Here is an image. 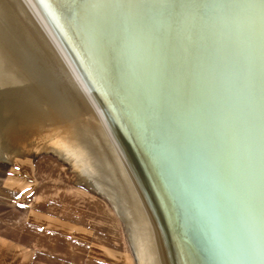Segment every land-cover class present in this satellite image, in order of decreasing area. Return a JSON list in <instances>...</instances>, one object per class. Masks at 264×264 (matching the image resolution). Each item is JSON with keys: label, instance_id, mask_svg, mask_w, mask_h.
Returning <instances> with one entry per match:
<instances>
[{"label": "bare ground", "instance_id": "1", "mask_svg": "<svg viewBox=\"0 0 264 264\" xmlns=\"http://www.w3.org/2000/svg\"><path fill=\"white\" fill-rule=\"evenodd\" d=\"M0 22V160L70 164L135 264H264V0H0Z\"/></svg>", "mask_w": 264, "mask_h": 264}, {"label": "rangeland", "instance_id": "2", "mask_svg": "<svg viewBox=\"0 0 264 264\" xmlns=\"http://www.w3.org/2000/svg\"><path fill=\"white\" fill-rule=\"evenodd\" d=\"M16 6L21 8L18 1ZM1 30L2 23L0 35ZM1 45H5L2 36ZM1 53L0 58H10ZM29 150L24 155L18 154L13 161L0 160V224L7 221L13 225L1 231L11 242L6 250L4 242L0 253H37L36 264H47L48 260L52 264H135L127 227L115 215L109 201L79 181L70 164L57 155ZM87 198L93 202V214L89 219L91 223L88 222L92 232L88 231L85 241H81L78 233L74 240L46 229H33L28 224L33 208L43 210L52 202L59 204L62 214L73 216L78 223ZM21 219L23 224L15 226ZM4 226L2 224L0 229L4 230ZM31 232L39 238L36 245L32 244L35 237L27 238ZM62 253H74L76 258Z\"/></svg>", "mask_w": 264, "mask_h": 264}, {"label": "crops", "instance_id": "3", "mask_svg": "<svg viewBox=\"0 0 264 264\" xmlns=\"http://www.w3.org/2000/svg\"><path fill=\"white\" fill-rule=\"evenodd\" d=\"M42 196H44L43 199H45V194ZM92 207H93L92 200L87 198L85 202L84 213L83 215L82 214L80 215L79 222L76 223L74 222L75 218H73V216H66L65 214H62L61 213L62 208L60 209L59 204H57L56 202H52L48 204L46 207H44L43 210L33 208L28 215L29 219L31 220V222L28 224L31 225L33 229L36 227L39 229H46L51 232L59 233L62 236H66L74 240H75V235L78 233L80 234V236H82L81 241L82 240L85 241L86 240L85 236L88 235V231L92 232L91 224L88 223L90 222L89 219L93 214ZM21 222L22 219L19 220L18 224L15 226H18L19 223L21 224ZM2 224L5 225L4 226L5 228L4 230L0 229V247L2 246V244H4V242H6L4 245L6 250L8 248L7 246H10L9 242H11V240L9 241L8 239H6L5 235L1 231H5L7 229V226L11 224L7 221ZM2 224H0V228ZM30 236L31 238L35 237L33 239L32 244L33 245L38 244L39 242L38 236L33 235L32 232L28 233L27 238H29ZM27 241L32 242V239H27ZM36 254L37 253H0V264H36L37 263ZM62 254L68 256L71 255L72 258H76L74 253H62ZM52 263L53 262L51 260L47 261V264H52Z\"/></svg>", "mask_w": 264, "mask_h": 264}]
</instances>
